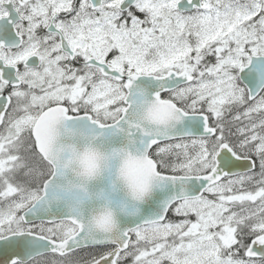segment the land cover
Returning <instances> with one entry per match:
<instances>
[{
  "label": "snow or ice",
  "instance_id": "snow-or-ice-1",
  "mask_svg": "<svg viewBox=\"0 0 264 264\" xmlns=\"http://www.w3.org/2000/svg\"><path fill=\"white\" fill-rule=\"evenodd\" d=\"M0 264H264V0H0Z\"/></svg>",
  "mask_w": 264,
  "mask_h": 264
}]
</instances>
